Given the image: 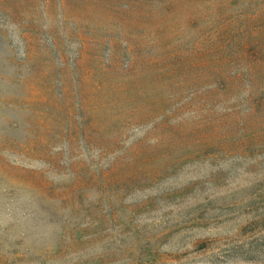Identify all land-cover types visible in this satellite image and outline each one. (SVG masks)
<instances>
[{
    "label": "rangeland",
    "instance_id": "374dc122",
    "mask_svg": "<svg viewBox=\"0 0 264 264\" xmlns=\"http://www.w3.org/2000/svg\"><path fill=\"white\" fill-rule=\"evenodd\" d=\"M0 264H264V0H0Z\"/></svg>",
    "mask_w": 264,
    "mask_h": 264
}]
</instances>
